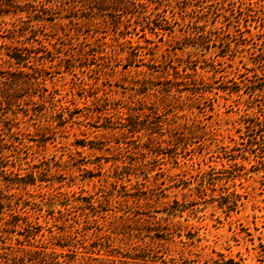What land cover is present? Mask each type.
Masks as SVG:
<instances>
[{
	"label": "rangeland",
	"instance_id": "374dc122",
	"mask_svg": "<svg viewBox=\"0 0 264 264\" xmlns=\"http://www.w3.org/2000/svg\"><path fill=\"white\" fill-rule=\"evenodd\" d=\"M11 2L0 264H264V0Z\"/></svg>",
	"mask_w": 264,
	"mask_h": 264
},
{
	"label": "trees",
	"instance_id": "16d2710c",
	"mask_svg": "<svg viewBox=\"0 0 264 264\" xmlns=\"http://www.w3.org/2000/svg\"><path fill=\"white\" fill-rule=\"evenodd\" d=\"M3 1L4 2L8 1L9 3H12L11 0H0V2H3ZM89 1L95 3L96 5L99 3V1L101 2V4L104 2H110L111 7H121L123 5H126L129 1L132 2V0H89ZM48 2H51V0H48ZM99 5H100V3H99ZM103 5H105V4H103ZM103 5H101V6H103ZM15 49H16V51L19 49L20 50L18 52H16L15 54L9 53L10 58H13L15 60V62L20 63V60L22 59V56H23V54H21L22 50L20 47H17V46H15ZM25 49H27V48H25ZM11 81L12 80H10V82Z\"/></svg>",
	"mask_w": 264,
	"mask_h": 264
}]
</instances>
